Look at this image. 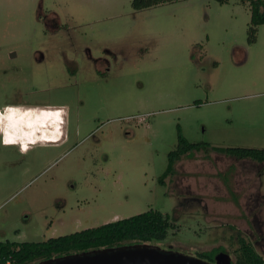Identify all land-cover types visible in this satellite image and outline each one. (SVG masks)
<instances>
[{
	"label": "rangeland",
	"instance_id": "374dc122",
	"mask_svg": "<svg viewBox=\"0 0 264 264\" xmlns=\"http://www.w3.org/2000/svg\"><path fill=\"white\" fill-rule=\"evenodd\" d=\"M131 2L0 0V109H61L63 121L57 144H0V242L156 210L176 228L151 245L198 258L241 237L264 260L262 164L201 151L160 182L178 129L264 149V25L249 42L236 0Z\"/></svg>",
	"mask_w": 264,
	"mask_h": 264
},
{
	"label": "trees",
	"instance_id": "16d2710c",
	"mask_svg": "<svg viewBox=\"0 0 264 264\" xmlns=\"http://www.w3.org/2000/svg\"><path fill=\"white\" fill-rule=\"evenodd\" d=\"M180 0H132L131 6L140 11L165 3ZM220 4L228 0H216ZM246 4L250 10L249 42L255 40L256 28L264 25V0H236ZM175 148L167 156V167L160 182L175 173V165L184 157L196 152L215 151L224 157L237 161L250 160L264 167V149L250 148H213L208 144L188 142L178 129ZM264 171V168H263ZM176 225L169 216L156 210L106 223L96 228H88L72 234L50 238L43 242H0V264H38L42 261L65 255L79 254L93 250L114 248L124 245L148 244L162 242ZM237 248L228 254L223 248L216 249L211 256L198 255L200 259L214 263V256L224 252L231 257V264H264L262 257L251 243L241 237L237 239ZM155 246V245H153Z\"/></svg>",
	"mask_w": 264,
	"mask_h": 264
},
{
	"label": "water",
	"instance_id": "95a60500",
	"mask_svg": "<svg viewBox=\"0 0 264 264\" xmlns=\"http://www.w3.org/2000/svg\"><path fill=\"white\" fill-rule=\"evenodd\" d=\"M38 264H231V257L220 252L215 255L214 263H210L157 246L135 244L65 255Z\"/></svg>",
	"mask_w": 264,
	"mask_h": 264
},
{
	"label": "bare ground",
	"instance_id": "6f19581e",
	"mask_svg": "<svg viewBox=\"0 0 264 264\" xmlns=\"http://www.w3.org/2000/svg\"><path fill=\"white\" fill-rule=\"evenodd\" d=\"M60 109L13 108L0 114V132L6 145L26 151L36 142L57 143L62 125Z\"/></svg>",
	"mask_w": 264,
	"mask_h": 264
},
{
	"label": "crops",
	"instance_id": "0c3cea01",
	"mask_svg": "<svg viewBox=\"0 0 264 264\" xmlns=\"http://www.w3.org/2000/svg\"><path fill=\"white\" fill-rule=\"evenodd\" d=\"M9 107H11V106H9ZM12 107H17V108H21V109H25V108H30V107H22V106H12ZM30 109H33V110H35V109H45V108H30ZM46 109H48V108H46ZM61 110V109H60ZM62 111V110H61ZM62 139H60V141H61ZM60 141H58L57 143H59ZM41 143H44V142H36V143H34V144H31L30 146H29V148L26 150V151H28L32 146H35V145H38V144H41ZM57 143H55V144H57ZM0 144H1V141H0ZM44 144H53V143H44ZM6 145V144H5ZM8 146H10V145H8ZM21 151L22 152H25V151H23L22 149H21ZM118 220V218L117 217H115L113 220Z\"/></svg>",
	"mask_w": 264,
	"mask_h": 264
},
{
	"label": "flooded vegetation",
	"instance_id": "af4514ba",
	"mask_svg": "<svg viewBox=\"0 0 264 264\" xmlns=\"http://www.w3.org/2000/svg\"><path fill=\"white\" fill-rule=\"evenodd\" d=\"M9 108L13 109L15 107H12V106L11 107H9V106L2 107V109H0V114L1 113L5 114L7 109H9ZM0 141H1V145H5L4 137L2 136V134H1V140ZM5 146H8V145H5ZM19 149H20V147H19Z\"/></svg>",
	"mask_w": 264,
	"mask_h": 264
},
{
	"label": "built area",
	"instance_id": "2783aa9c",
	"mask_svg": "<svg viewBox=\"0 0 264 264\" xmlns=\"http://www.w3.org/2000/svg\"><path fill=\"white\" fill-rule=\"evenodd\" d=\"M4 264H10L9 262H7V263H4Z\"/></svg>",
	"mask_w": 264,
	"mask_h": 264
}]
</instances>
